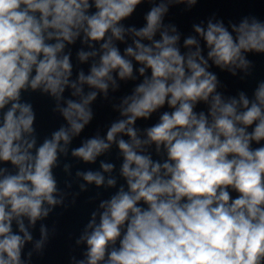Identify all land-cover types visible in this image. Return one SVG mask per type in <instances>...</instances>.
Returning <instances> with one entry per match:
<instances>
[{
	"label": "clouds",
	"instance_id": "obj_1",
	"mask_svg": "<svg viewBox=\"0 0 264 264\" xmlns=\"http://www.w3.org/2000/svg\"><path fill=\"white\" fill-rule=\"evenodd\" d=\"M198 3L0 0V264L42 256L55 234L44 221L90 185L114 192L90 213L75 239L82 258L69 264H264V80L251 95L226 96L211 70L251 77L248 57L264 56V21L213 15L181 43L167 17ZM143 5V23H129ZM85 63L87 74L78 68ZM118 81L133 84L112 104L119 118L70 147ZM33 94L50 99L64 122L43 139L24 98ZM114 150L118 176L103 159ZM69 153L87 165L99 160V170L77 169L84 183L76 193L54 174ZM62 167L71 176L73 165Z\"/></svg>",
	"mask_w": 264,
	"mask_h": 264
}]
</instances>
